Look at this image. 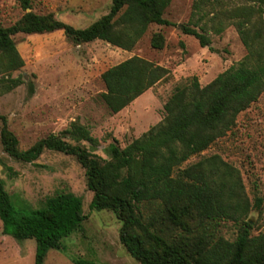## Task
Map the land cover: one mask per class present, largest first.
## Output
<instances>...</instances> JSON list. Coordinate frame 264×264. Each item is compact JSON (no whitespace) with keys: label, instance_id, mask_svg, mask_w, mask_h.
Wrapping results in <instances>:
<instances>
[{"label":"trees","instance_id":"trees-1","mask_svg":"<svg viewBox=\"0 0 264 264\" xmlns=\"http://www.w3.org/2000/svg\"><path fill=\"white\" fill-rule=\"evenodd\" d=\"M34 1L18 0L25 13L11 25L0 24V80L8 89L22 82L5 77L25 64L14 39L19 33L62 29L77 42L101 39L132 50L151 24L173 25L215 51L209 33L237 29L247 49L241 61L205 86L197 76L176 85L163 120L124 147L114 138L105 147L108 157L95 152L97 139L78 121L21 149L2 116L1 142L5 152L25 162L45 149L76 156L94 192L91 206L114 211L122 221L120 240L140 264H264V232L255 234L248 220L252 209H262L263 198L249 197L239 168L220 154L203 156L264 94V0H193L191 17L183 23L165 17L173 0H112L110 11L85 28L32 11ZM151 44L162 49L165 37L156 32ZM169 76L167 67L134 55L102 73L101 98L117 113ZM194 156L202 157L184 166ZM86 218L82 198L72 192L50 196L42 207L20 206L0 178L4 232L20 241L35 239V264H45L50 249H64L63 238L82 230ZM226 221L238 225L233 240L219 231Z\"/></svg>","mask_w":264,"mask_h":264},{"label":"rangeland","instance_id":"rangeland-1","mask_svg":"<svg viewBox=\"0 0 264 264\" xmlns=\"http://www.w3.org/2000/svg\"><path fill=\"white\" fill-rule=\"evenodd\" d=\"M193 0H173L165 17L175 23L187 22ZM112 0H35L32 11L55 17L77 28H85L107 14ZM25 13L18 0H0V24L15 23ZM160 32L162 49L151 39ZM215 51L200 45L177 26L151 24L132 50L105 40L77 42L64 30L19 33L14 39L25 64L6 79L20 77L11 88L0 80V178L14 201L34 208L45 205L48 197L72 192L83 200L87 218L83 229L63 238L64 249H50L45 264H76V259L93 264H140L122 244V221L113 210L91 206L94 192L87 186L86 169L76 156L45 149L33 162L16 159L4 151L1 142L2 116L19 139L21 149L51 133L59 134L73 121L86 126L97 139L95 152L108 157L105 147L117 139L121 147L140 137L165 116L164 105L178 84L197 76L202 86L241 61L247 54L237 29L231 25L221 34L209 33ZM138 55L170 70L162 80L121 111L112 112L101 93L106 87L102 73L123 60ZM2 74H0V78ZM33 88V90H32ZM71 143L75 139L66 138ZM89 146L90 143L82 141ZM220 154L239 168L249 197L263 198L260 211L252 209L248 220L254 233L264 232V94L237 118V125L204 151L203 156ZM202 156H194L187 166ZM233 221L221 223L219 231L233 240L238 234ZM35 239L17 240L3 229L0 219V264H35Z\"/></svg>","mask_w":264,"mask_h":264},{"label":"crops","instance_id":"crops-1","mask_svg":"<svg viewBox=\"0 0 264 264\" xmlns=\"http://www.w3.org/2000/svg\"><path fill=\"white\" fill-rule=\"evenodd\" d=\"M146 92H148V91H146ZM146 92H145V93H146Z\"/></svg>","mask_w":264,"mask_h":264}]
</instances>
